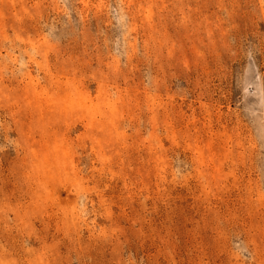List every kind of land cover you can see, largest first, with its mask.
<instances>
[{"label": "rangeland", "instance_id": "1", "mask_svg": "<svg viewBox=\"0 0 264 264\" xmlns=\"http://www.w3.org/2000/svg\"><path fill=\"white\" fill-rule=\"evenodd\" d=\"M0 264H264V0H0Z\"/></svg>", "mask_w": 264, "mask_h": 264}]
</instances>
